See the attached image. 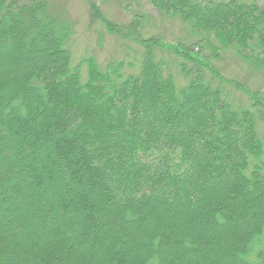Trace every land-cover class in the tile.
<instances>
[{
  "label": "trees",
  "instance_id": "16d2710c",
  "mask_svg": "<svg viewBox=\"0 0 264 264\" xmlns=\"http://www.w3.org/2000/svg\"><path fill=\"white\" fill-rule=\"evenodd\" d=\"M150 3L190 40L108 21L128 71L74 63L52 0H0V264H264V90L221 60L264 69V0Z\"/></svg>",
  "mask_w": 264,
  "mask_h": 264
},
{
  "label": "rangeland",
  "instance_id": "374dc122",
  "mask_svg": "<svg viewBox=\"0 0 264 264\" xmlns=\"http://www.w3.org/2000/svg\"><path fill=\"white\" fill-rule=\"evenodd\" d=\"M52 2L58 10L63 11L65 17L72 23V36L69 46L74 63L80 62L83 58L91 57L101 67H104L110 60L123 61L124 69L128 71L133 68L128 63L138 65V58H135L133 51L137 47L134 45L127 46V43H124L125 41L117 40L105 30L108 21L116 24H125L132 20L136 13L151 15L148 25H144L148 29L144 34L156 35L167 42H175V39L178 40V38L190 40L187 37V28L182 26V23L180 24L176 19L160 18L150 0H52ZM92 4H94L96 13H93L91 10L93 8ZM158 57L164 58L167 64H169L178 85L181 84V81H185L179 74L176 60L174 59L173 61L171 59L173 58L172 56L160 53ZM222 58L233 64L232 68L235 69L238 66L239 70L235 72L232 70V75H236L241 82L251 89L264 90V69L257 67L246 68L245 63L238 61L237 57L231 52L221 57V60ZM216 61L219 62L218 60ZM239 66H242L244 69ZM86 67L84 63L82 65L83 73L86 71ZM229 100L233 104L234 102L245 103L246 105L243 107L251 105L249 97L237 91H235ZM256 130L264 143V123L260 118L256 120ZM261 159L264 161V152ZM57 236L56 233L54 237L56 238Z\"/></svg>",
  "mask_w": 264,
  "mask_h": 264
}]
</instances>
